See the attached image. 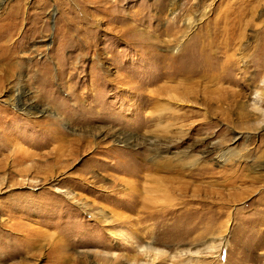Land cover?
Listing matches in <instances>:
<instances>
[{
    "label": "rangeland",
    "instance_id": "obj_1",
    "mask_svg": "<svg viewBox=\"0 0 264 264\" xmlns=\"http://www.w3.org/2000/svg\"><path fill=\"white\" fill-rule=\"evenodd\" d=\"M262 92L264 0H0V264H264Z\"/></svg>",
    "mask_w": 264,
    "mask_h": 264
},
{
    "label": "bare ground",
    "instance_id": "obj_2",
    "mask_svg": "<svg viewBox=\"0 0 264 264\" xmlns=\"http://www.w3.org/2000/svg\"><path fill=\"white\" fill-rule=\"evenodd\" d=\"M176 1H178V0H172L173 3L176 2ZM178 50H179V46L176 45L175 48L173 49V51L174 52H177ZM23 88H24V85H23L22 82L19 83L15 87V90L12 88L13 89L12 92H17V94L20 95L18 97V99L24 98V96H25V94L24 95L22 94V92L23 93L25 92ZM259 92L260 91H258V90L256 91L257 94ZM262 93L264 94V92H262ZM18 95H16V96H18ZM261 96H263V95H261ZM257 100L255 99L254 101L257 102ZM21 101L23 102L22 99H21ZM24 105L27 107V104H24ZM28 111H29V109H28ZM163 117H164V119L166 118L165 116H158V117H156L157 120H159V123L162 122ZM163 140L164 139H162L160 137L159 138H155L154 137L153 139L152 138L149 139V142L152 143V146H153V147H151V150L150 151H151V153L153 155V160L155 162L157 161L156 163H157L158 168H162V167H168L169 168L170 166L172 167V166L175 165V164H173V162H177L176 165H181L182 162H183V160H184V158L186 156L185 155L184 156H181L179 154L178 155H174V156H169L168 155V152H170L169 151L170 144H166ZM123 141L124 142H128L127 139L126 140L124 139ZM178 162H180V163H178ZM64 193L66 194V196H68L72 200L76 198V196L74 195V193H72L70 190H66ZM77 203H79L82 207H85L86 209H89L88 208V205H87L88 203L83 202V201H79V200H77ZM92 215H94L95 217H98V218L99 217L105 218L104 217L105 215L102 214L100 211H96L95 214H92ZM105 220L108 221L107 220V217L105 218ZM131 240L132 239H129V241H131ZM220 245H221V243H220ZM136 248H137V250H138L139 253L144 254L145 257H147L145 259V261L144 262H141L140 264H149L150 261L154 262V260L157 258V256L156 257L155 256L153 257L152 254H163V255L168 254V252L166 250L159 249V248L153 246L152 243L142 244V243L138 242V243H136ZM215 250H216V248H214L213 246L207 245V246H205V249L204 250H201V249L191 250V248H189V249H182V250L177 251L171 257H176V258L177 257H179V258L185 257L183 259V261H185V264H187L188 262L191 261V258L192 257L197 256L200 253L205 252V251H208V252L211 251L212 252V251H215ZM103 255H106V256L111 255V256H113L114 253L103 252ZM186 257H187V259H186Z\"/></svg>",
    "mask_w": 264,
    "mask_h": 264
}]
</instances>
